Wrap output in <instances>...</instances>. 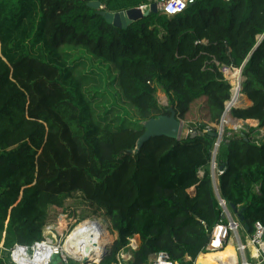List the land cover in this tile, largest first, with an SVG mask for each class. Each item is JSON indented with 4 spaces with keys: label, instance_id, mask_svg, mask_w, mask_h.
Masks as SVG:
<instances>
[{
    "label": "trees",
    "instance_id": "obj_1",
    "mask_svg": "<svg viewBox=\"0 0 264 264\" xmlns=\"http://www.w3.org/2000/svg\"><path fill=\"white\" fill-rule=\"evenodd\" d=\"M91 2L119 13L144 0H0V243L42 242L51 207L79 195L108 216L116 235L100 264H112L135 236L141 244L131 264L159 252L223 264L233 237L224 251H206L226 221L212 169L217 138L209 133L219 132L231 87L214 61L245 64L243 94L253 105L233 117L259 121L246 138L225 137L216 156L225 167L219 196L252 233L264 224V137L254 134L264 129V0H202L127 29ZM71 49L99 65L94 88ZM171 107L204 135L153 138L136 151L143 123L170 116Z\"/></svg>",
    "mask_w": 264,
    "mask_h": 264
},
{
    "label": "built area",
    "instance_id": "obj_2",
    "mask_svg": "<svg viewBox=\"0 0 264 264\" xmlns=\"http://www.w3.org/2000/svg\"><path fill=\"white\" fill-rule=\"evenodd\" d=\"M202 0H154L152 2H144L137 7L143 14L150 13L151 4L156 3L158 13L162 16L175 17L184 14L189 8L199 3ZM228 1V0H227ZM219 72L222 74L224 80L231 87V97L225 104V112L221 121L219 129V138L216 142V150L219 149L220 145L225 140V137L233 136L235 133H240L243 128L240 126L231 127L232 121L231 113L233 116V110L240 107H244L245 103L239 106L229 107L228 103L232 101V92L234 83L232 78L238 76L241 79V92L243 94V83H244V66L235 67L226 64H220L214 61ZM230 108V110H229ZM231 121V122H230ZM223 125V127H222ZM207 131H211L210 128H206ZM195 131L187 130V137L194 134ZM261 135H264V129L260 130ZM213 153V156H214ZM212 169L215 172L216 180L218 184V177L224 174V171H220L216 161L212 162ZM219 187V186H218ZM220 206L223 209L225 222H221L216 225L210 233L209 242L206 248L207 252L218 253L224 251L228 244L230 237L236 241L237 253L241 255L242 260L240 264H264V224L257 222L254 225L252 233L247 230L240 219L236 216H232L229 212V208L224 200L218 195ZM55 229L60 234L54 238L53 242L49 240V234L43 237V241L35 243L32 247L16 246L13 249H5L3 245H0V252L4 250V254L9 264H37L36 261H40L39 264H56L60 261L61 264H71L75 258L67 249L68 238L71 235L65 231H61L57 228L49 227L44 233H49L50 230ZM43 233V234H44ZM244 234V236H243ZM105 248H100L101 251ZM136 250L134 240H130V243L120 250L116 255L117 264H129L133 259V253ZM2 253V252H1ZM57 260V261H56ZM78 260L82 261L83 258L78 257ZM98 264V263H95ZM148 264H197V260L194 262L192 258H186L183 262H177L171 259L170 255L166 252L155 253L150 257Z\"/></svg>",
    "mask_w": 264,
    "mask_h": 264
},
{
    "label": "water",
    "instance_id": "obj_3",
    "mask_svg": "<svg viewBox=\"0 0 264 264\" xmlns=\"http://www.w3.org/2000/svg\"><path fill=\"white\" fill-rule=\"evenodd\" d=\"M152 1H154V0H144V2H152ZM88 6L92 9H95V10H103L100 12V14L103 17H105L106 21L113 24V26H115L118 29H127L133 23L141 21L144 18H147L148 16H150L151 14H158V8H157L156 3L151 4L150 13H146V14H143L141 12V10H139L137 8H133V9H130L128 11L119 12V13L107 12V11H104V7H101V4L99 2H91L88 4ZM263 38H264V36L260 40H262ZM168 105L169 104L167 103L164 106H168ZM248 107H250V106H244V107H240L238 109H243V108H248ZM169 111L171 113L170 116H161L157 119H153V120H150V121L143 123V126L145 127L146 131H145L144 135L139 139V141L137 143L136 151H139L145 142H148L153 138L167 137V138L174 139V140H180V135L182 133V129H183L185 123L179 117V115L176 113L174 108H172V107L169 108ZM231 118L233 121L230 124L231 127L240 126L241 128H245L246 130L247 129L249 130L250 128H255L253 123H256L257 127L259 126V121L239 120V119L234 118L232 116V113H231ZM222 127H223V125H222ZM197 135L203 136L204 133H194L193 138L196 137ZM209 135L215 136L217 139L220 137L219 134L209 133ZM241 136L243 138H246V134L244 132L241 133ZM224 142H229V141L224 140L223 143ZM217 152H218V150H216V152L214 153L213 161H216ZM224 169H225L224 166L219 167L220 171H224ZM200 175H203V173L201 172ZM214 180H215V190H216L217 194L220 195L215 172H214ZM193 191H195V189H193L192 192ZM231 208H232L233 212L237 215V217L240 219V221L243 222L244 219L241 217L242 212H240L239 209L234 207V206H232ZM54 232L57 235L58 240H59L61 237L60 234H58V232H56V231H54ZM48 234L49 233H47V234L44 233L43 237L46 238V236ZM91 249H92L91 247L87 248L86 254L83 257L82 261L78 260V258H75L74 261L78 264L102 263L108 257H110L113 253L112 245L101 250V251L91 252ZM239 263H240V258H239Z\"/></svg>",
    "mask_w": 264,
    "mask_h": 264
},
{
    "label": "rangeland",
    "instance_id": "obj_4",
    "mask_svg": "<svg viewBox=\"0 0 264 264\" xmlns=\"http://www.w3.org/2000/svg\"><path fill=\"white\" fill-rule=\"evenodd\" d=\"M71 58L76 59L77 61L75 62V66L78 67V60L81 59V64L78 70L85 72V73H91V84L89 85L90 87H95L97 84L95 82H100L99 78L100 76H96L94 72H99V65L97 62L92 63V61L89 60V57L84 54H80L79 51H76L75 49H71ZM71 58L70 61L72 60ZM92 68H95L96 71H92ZM245 98L247 97L244 95ZM165 94L162 91L158 92V100L160 103L163 102H169L168 99H166ZM257 128V127H256ZM245 129V128H243ZM242 131V129H239ZM248 130V129H247ZM254 134H258L255 132ZM187 138V127L184 125L182 129V133L180 135V140H184ZM95 218L99 219L103 226L105 227L107 234L105 232H98V234H93L91 237H94L96 241L98 240V244L100 243H105V245L101 246L102 248H107L112 245V248L114 247L115 240H116V235L112 233L111 231V222L108 216L105 213H102L101 215H97V217H94V209H92L84 200L82 196L79 195H74L72 198L68 199L65 203V206L63 208H58V207H51L49 211V216H48V221L46 222V226L44 228V232L49 228V227H54L57 228L61 231H65L67 233H70L71 235L77 231V227L83 222V223H88V222H93ZM55 230V229H53ZM78 232V231H77ZM76 232V233H77ZM79 234V233H77ZM77 234L75 237H77ZM70 235V236H71ZM5 236V233H4ZM69 236V237H70ZM110 238V239H109ZM4 239V238H3ZM69 239V238H68ZM100 240V241H99ZM4 241V240H3ZM2 241V243H3ZM100 242V243H99ZM0 243V245H3ZM68 246L70 248L74 247V242L68 241ZM236 244V241H235ZM2 252V253H1ZM0 252V258L4 259L7 261L5 258L4 254L6 252L1 251ZM240 261L242 260L241 255H239ZM57 261V260H56ZM71 263V262H70ZM56 264H61L60 261H57Z\"/></svg>",
    "mask_w": 264,
    "mask_h": 264
},
{
    "label": "bare ground",
    "instance_id": "obj_5",
    "mask_svg": "<svg viewBox=\"0 0 264 264\" xmlns=\"http://www.w3.org/2000/svg\"><path fill=\"white\" fill-rule=\"evenodd\" d=\"M232 82L234 83V87H233V92H232L233 94L232 101L228 103L230 108L232 106H239L243 104L244 99H245V96L242 95V92H241V79L236 75L232 78ZM76 229L78 231L76 232L79 234L74 232L68 239V241L70 240L74 242V247L70 248L67 245V249H69L72 256L76 258L78 257L83 258L86 254L87 248H90V247L92 248L91 252L100 250V246H98L97 243L93 242L94 237H91V234L93 235V234H98V232L101 233V232L106 231L105 227L103 226L100 220L96 219L93 222H88V223L82 222ZM54 231L56 230H53V229L50 230L49 235L55 238L57 237V235L55 234ZM76 234H77V237H75ZM49 239L53 240V238L51 237ZM221 261L223 262V264H240L236 246L230 247L229 251L225 254V256L222 257ZM36 263L39 264L40 261H36Z\"/></svg>",
    "mask_w": 264,
    "mask_h": 264
},
{
    "label": "crops",
    "instance_id": "obj_6",
    "mask_svg": "<svg viewBox=\"0 0 264 264\" xmlns=\"http://www.w3.org/2000/svg\"><path fill=\"white\" fill-rule=\"evenodd\" d=\"M165 97H167L166 95H165ZM166 99H168V98H166ZM244 103H245V106H252V103H251V101L248 99V97H246L245 99H244ZM162 105H165V104H167V102H163V103H161ZM168 104H169V102H168ZM255 128L257 127V126H254ZM187 130H188V128H187ZM243 131H246V129H244V130H242V131H240V133H243ZM264 137V135H261V133H259V134H257L256 135V138H263ZM219 151V150H218ZM217 154H218V152H217ZM203 173V172H202ZM229 212L232 214V216H236V214L232 211V210H230L229 209ZM102 213H104V212H94V217H97V215L99 216V215H101ZM97 218H95V220H96ZM97 220H99V219H97ZM248 230V229H247ZM250 232V231H249ZM108 232H106L105 231V234H107ZM92 235V234H91ZM51 238H53V240H50V242H53L54 241V237L53 236H51V235H49ZM243 236H244V234H243ZM49 237V238H50ZM90 240V239H89ZM94 241L93 242H95V243H97L98 242V240L96 241L95 239H93ZM133 240H134V244H135V246H136V250L135 251H137L138 250V248L140 247V244H141V240H140V237L139 236H135L134 238H133ZM100 241V240H99ZM100 243V242H99ZM3 244V243H2ZM98 244V243H97ZM103 245H105V243L103 244V243H100V245L98 244V246H100V248H101V246H103ZM236 246V245H235ZM134 254V253H133ZM200 257V256H199ZM198 257V258H199ZM198 260V259H197ZM1 262H5V263H7V264H9L8 263V261H5L4 259H2V258H0V264H1ZM74 263L75 264H78V263H76L75 261H74ZM71 264H73V263H71ZM98 264H100V263H98ZM112 264H117V262H116V259H115V261L112 263ZM129 264H131V262L129 263Z\"/></svg>",
    "mask_w": 264,
    "mask_h": 264
}]
</instances>
